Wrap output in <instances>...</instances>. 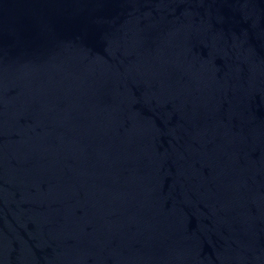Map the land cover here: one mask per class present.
Returning <instances> with one entry per match:
<instances>
[{
    "label": "water",
    "instance_id": "obj_1",
    "mask_svg": "<svg viewBox=\"0 0 264 264\" xmlns=\"http://www.w3.org/2000/svg\"><path fill=\"white\" fill-rule=\"evenodd\" d=\"M0 264H264V0H0Z\"/></svg>",
    "mask_w": 264,
    "mask_h": 264
}]
</instances>
